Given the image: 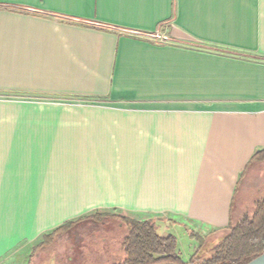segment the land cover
<instances>
[{
	"label": "crops",
	"instance_id": "obj_1",
	"mask_svg": "<svg viewBox=\"0 0 264 264\" xmlns=\"http://www.w3.org/2000/svg\"><path fill=\"white\" fill-rule=\"evenodd\" d=\"M0 95L97 107L0 110V264L91 212L221 231L264 197V0H0Z\"/></svg>",
	"mask_w": 264,
	"mask_h": 264
},
{
	"label": "rangeland",
	"instance_id": "obj_2",
	"mask_svg": "<svg viewBox=\"0 0 264 264\" xmlns=\"http://www.w3.org/2000/svg\"><path fill=\"white\" fill-rule=\"evenodd\" d=\"M16 95H0V110L4 109H42L53 104H68L63 109H97L96 100L87 98H61L59 101L49 97H27L30 98L28 104L20 105L16 102ZM26 98V97H25ZM12 103H6V102ZM31 105V106H30ZM35 106V107H34ZM40 107V108H39ZM49 108V107H48ZM56 108V107H54ZM244 200H235L233 217L239 216L235 208L237 202H241L242 214L250 217L251 198L246 196ZM249 198V199H248ZM96 213V212H95ZM98 213V212H97ZM109 213V214H108ZM100 213L107 215L105 219L98 221H89L77 223L66 230L54 233L45 243L41 236L32 247V256L30 264H110L120 261L124 257L121 248V240L127 235V228L122 225L116 217H124L134 220H152L156 224L157 232L160 235L171 234L176 237L178 248L183 261H188L197 243L191 239L188 232L181 225H173L168 228L164 227V221L156 216H132L129 214L108 212ZM94 212H91V215ZM238 214V215H237ZM86 215V216H87ZM236 223V222H235ZM194 235L203 240H207L202 253L209 251L214 243L223 237L226 230L199 231L193 230L188 226ZM56 230V229H55ZM54 230V231H55ZM52 231V232H54ZM51 234V233H50ZM49 235V234H46ZM211 235V236H210ZM210 236V238H208ZM2 264V263H1Z\"/></svg>",
	"mask_w": 264,
	"mask_h": 264
},
{
	"label": "trees",
	"instance_id": "obj_3",
	"mask_svg": "<svg viewBox=\"0 0 264 264\" xmlns=\"http://www.w3.org/2000/svg\"><path fill=\"white\" fill-rule=\"evenodd\" d=\"M263 159L264 149L257 151L250 161ZM105 217L108 216L96 212L74 222H67L51 234L45 235L43 242L49 240L54 233L77 223L98 221ZM116 218L128 232L120 242L124 252L123 259L110 264H246L264 252V197L256 203L250 217L229 224L223 237L207 252L202 253V250L208 239H201L185 227L190 238L197 243V248L188 261L182 260L176 237L158 234L154 221Z\"/></svg>",
	"mask_w": 264,
	"mask_h": 264
},
{
	"label": "built area",
	"instance_id": "obj_4",
	"mask_svg": "<svg viewBox=\"0 0 264 264\" xmlns=\"http://www.w3.org/2000/svg\"><path fill=\"white\" fill-rule=\"evenodd\" d=\"M146 36L152 42L159 43V44L166 43L168 41V38L165 35L160 34V33L147 34Z\"/></svg>",
	"mask_w": 264,
	"mask_h": 264
},
{
	"label": "water",
	"instance_id": "obj_5",
	"mask_svg": "<svg viewBox=\"0 0 264 264\" xmlns=\"http://www.w3.org/2000/svg\"><path fill=\"white\" fill-rule=\"evenodd\" d=\"M246 264H264V252Z\"/></svg>",
	"mask_w": 264,
	"mask_h": 264
}]
</instances>
